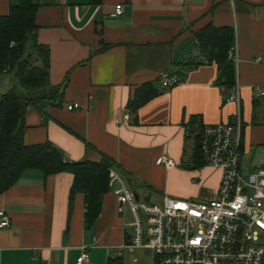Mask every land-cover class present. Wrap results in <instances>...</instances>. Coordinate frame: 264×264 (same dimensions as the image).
<instances>
[{
	"label": "crops",
	"instance_id": "crops-1",
	"mask_svg": "<svg viewBox=\"0 0 264 264\" xmlns=\"http://www.w3.org/2000/svg\"><path fill=\"white\" fill-rule=\"evenodd\" d=\"M36 2L38 42L50 49L51 86L66 87L61 105L48 99L43 111L28 109L26 145L51 142L69 163H99L106 155L129 174L116 169L138 195L135 188L145 187L178 199L200 193L212 197L221 172L183 166L194 147L192 119L225 124L238 111L235 102H228L230 93L218 85L219 66L196 38L213 26L235 32L242 166L245 172L264 168V97L257 92L264 88V0ZM17 4L0 0V16ZM117 6L123 7L120 16H115ZM164 74L179 76L180 85L162 88ZM145 86L158 94L133 115L128 105ZM74 104L81 108L68 110ZM161 157L174 167L159 166ZM73 183L70 173L46 177L28 170L0 196V222L3 215L11 220L10 227L0 228V264H78L83 248L90 253L86 264L120 261L109 258L122 247L128 222L117 211L114 190L104 197L94 227L87 229L83 194L76 196L70 215Z\"/></svg>",
	"mask_w": 264,
	"mask_h": 264
},
{
	"label": "built area",
	"instance_id": "built-area-1",
	"mask_svg": "<svg viewBox=\"0 0 264 264\" xmlns=\"http://www.w3.org/2000/svg\"><path fill=\"white\" fill-rule=\"evenodd\" d=\"M123 14L117 6L115 16ZM230 58L237 64L238 52L233 47ZM179 76L164 74L162 88L180 85ZM225 90V89H224ZM264 97V88H257ZM228 102H235L238 111L225 124L209 125L199 122L193 136L199 139L204 168L221 172L218 191L201 201H183L163 196L159 203L137 198L128 181L116 169H110V188L118 200L120 215L131 213L125 229V240L109 261L119 260L122 252L138 249L151 252L152 264H264V168L245 172L242 166L243 119L240 92L230 93ZM74 104L68 110H79ZM126 123L131 116L126 114ZM167 169L174 162L166 157L157 160ZM11 220L3 215L0 228H8ZM129 229L133 230L130 235ZM90 261L88 248H83L78 264ZM111 263V262H110ZM138 264V263H135Z\"/></svg>",
	"mask_w": 264,
	"mask_h": 264
},
{
	"label": "trees",
	"instance_id": "trees-1",
	"mask_svg": "<svg viewBox=\"0 0 264 264\" xmlns=\"http://www.w3.org/2000/svg\"><path fill=\"white\" fill-rule=\"evenodd\" d=\"M39 11L36 0H18L8 15L0 16V76L15 73L23 90L13 87L0 95V196L12 189L28 170L41 171L46 177L70 173L74 177L70 215L76 196L83 194L86 228L92 229L101 215L104 197L110 192V169L123 173L122 168L106 155L99 163H69L51 142L38 145H26L24 142L28 109L43 111L48 99L52 105H61L66 87L51 86L50 49L38 42ZM196 38L209 61L220 68L218 85L228 93L234 92L237 89L236 63L230 58V51L235 47L234 30L210 26ZM157 94L152 86L140 88L128 105L130 112L137 115L140 108ZM199 122H203L199 117L192 119L191 133ZM183 167L204 168L198 138H194L191 157ZM124 175L129 176L126 172ZM116 262L113 264H118Z\"/></svg>",
	"mask_w": 264,
	"mask_h": 264
},
{
	"label": "rangeland",
	"instance_id": "rangeland-1",
	"mask_svg": "<svg viewBox=\"0 0 264 264\" xmlns=\"http://www.w3.org/2000/svg\"><path fill=\"white\" fill-rule=\"evenodd\" d=\"M17 87L20 91H23L21 89V85L19 81L16 78L15 73H10V74H5L0 76V95L5 94L8 92L11 88ZM191 157V154H190ZM190 159V158H189ZM135 190L139 193L141 198H145L147 195L151 194V191H148L145 187H137ZM212 193V191H210ZM152 200L154 203H159L162 199V194L158 192H152ZM202 195H200L194 199H184V198H179L180 200L183 201H201ZM178 199V198H177ZM126 222H131L132 216L131 213H126L125 214ZM130 235L133 234V230L129 229ZM261 243L264 244V238H262ZM122 258L118 262V264H152V258H151V252L149 250H136L134 252L130 251H123L122 252ZM114 258V257H113ZM115 259V258H114Z\"/></svg>",
	"mask_w": 264,
	"mask_h": 264
},
{
	"label": "water",
	"instance_id": "water-1",
	"mask_svg": "<svg viewBox=\"0 0 264 264\" xmlns=\"http://www.w3.org/2000/svg\"><path fill=\"white\" fill-rule=\"evenodd\" d=\"M137 198L139 199L140 196L138 194H136ZM151 198H152V194H149L146 198H145V201L147 202H150L151 201Z\"/></svg>",
	"mask_w": 264,
	"mask_h": 264
}]
</instances>
